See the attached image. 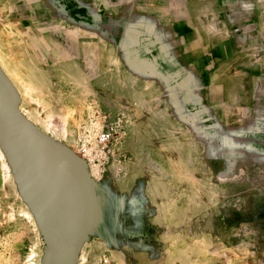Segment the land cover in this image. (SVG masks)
Returning <instances> with one entry per match:
<instances>
[{"label":"rangeland","instance_id":"obj_1","mask_svg":"<svg viewBox=\"0 0 264 264\" xmlns=\"http://www.w3.org/2000/svg\"><path fill=\"white\" fill-rule=\"evenodd\" d=\"M173 7L0 0V264H264V92L165 57Z\"/></svg>","mask_w":264,"mask_h":264},{"label":"crops","instance_id":"obj_2","mask_svg":"<svg viewBox=\"0 0 264 264\" xmlns=\"http://www.w3.org/2000/svg\"><path fill=\"white\" fill-rule=\"evenodd\" d=\"M168 2L183 21L168 22L165 57L183 59L186 75H230L234 89L264 92V0Z\"/></svg>","mask_w":264,"mask_h":264}]
</instances>
